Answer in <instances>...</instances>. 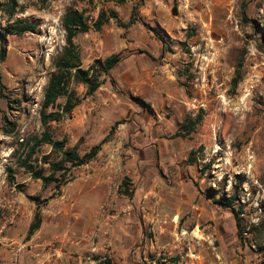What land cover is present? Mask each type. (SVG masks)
Returning a JSON list of instances; mask_svg holds the SVG:
<instances>
[{
	"label": "rangeland",
	"instance_id": "1",
	"mask_svg": "<svg viewBox=\"0 0 264 264\" xmlns=\"http://www.w3.org/2000/svg\"><path fill=\"white\" fill-rule=\"evenodd\" d=\"M16 1L20 8L13 22L25 20L38 28L10 36L6 59L0 62L2 239L12 226L3 217L10 198L27 191L49 200L44 210L56 197L55 184L44 188L41 181H29L32 175L22 161L45 131L41 109L67 47L65 16L83 12L93 24L101 11L116 10L128 22L132 7L128 0ZM166 8L139 29H122L111 20L102 32L92 30L77 38L84 68L114 54L126 59L102 76L104 83L94 96L72 81L82 103L71 116L50 123L54 138L65 141L69 150L85 154L101 145L97 162L68 172V179L88 176L103 165L113 174L109 200L92 212V225L85 231L78 228L82 236L74 240L70 264L112 255L125 261L130 257L128 264H133L131 256L140 264L173 257L179 264H264L250 233L251 225L264 216V0H173ZM7 23L0 15V25ZM154 33L169 46L164 56ZM139 50L150 51L162 64L155 74L157 90L149 98L140 97L128 71L132 63H126L133 53H142ZM242 55L243 80L235 91L232 79ZM135 98L151 104L153 111H146ZM65 102V97L59 100ZM200 113L203 119L194 133L172 138L184 121ZM44 155L59 158L48 145L36 157ZM29 164L50 172L41 162ZM240 174L246 177L241 185ZM125 179L132 196L121 194L127 189L122 185ZM240 209L245 242L235 220ZM19 240L0 241V264L32 263L33 255L49 250L52 254L60 245L51 242L37 251L34 244L26 245V236Z\"/></svg>",
	"mask_w": 264,
	"mask_h": 264
},
{
	"label": "trees",
	"instance_id": "2",
	"mask_svg": "<svg viewBox=\"0 0 264 264\" xmlns=\"http://www.w3.org/2000/svg\"><path fill=\"white\" fill-rule=\"evenodd\" d=\"M141 2L142 0L139 1V3ZM139 3L133 7L128 22L121 20L115 11H111L110 13L101 11L93 24L86 20L83 12H70L65 16L64 27L67 33V47L65 48L63 57L57 63L58 73L51 79L49 86L46 89L41 109V121L45 127V131L40 138L33 140L25 160L22 161L23 167L31 173L33 179L41 180L44 187L55 184V191H60L63 186L71 181L67 178L68 172L71 173V171L91 163L97 158L101 151V145L94 146L85 154H81L74 149L69 150L66 148V142L55 139L51 132L50 123H59L63 121L66 116H71L74 110L82 103V100L72 90L71 82L73 81L74 83L85 85L87 87V96H94L104 83L101 79L102 76L104 74L108 75L110 71L123 60V57L120 54H114L106 58L103 62L97 61V64L93 63L88 69H85L83 67V58L79 51L76 38L81 34H88L92 30L102 32L103 27L109 24L111 20H115L117 25L122 29H130L137 22L142 21L138 10ZM19 8V3L16 0H7L5 2L0 0V15L6 17L8 22L5 27L0 25V43L2 44V47L0 48V62H4L6 59V43L10 36H23L35 32L38 28L36 24L26 22L25 20H16L13 22ZM154 37L162 43V56L166 55L169 50L167 42L157 33H154ZM139 51L151 56L147 50ZM244 61V55H242L238 63L236 75L232 79V88L235 91L243 80L242 67ZM2 87L3 84L0 74V94ZM63 97L66 98L64 105L59 104V100ZM134 100L138 105L144 107L146 111L150 113L153 111L151 104L138 98H135ZM202 119L203 117L200 113L197 118H191L184 121L172 138L189 137L196 131L197 126L202 122ZM44 145L50 146L55 153L59 154V158L53 160L49 155H44L40 159L37 158V153ZM194 153V151H191L190 153L189 163L191 165L196 162L195 158H193ZM32 161L48 165L50 171L49 174H47L44 168L36 170L32 164H29V162ZM59 173H61V175H59ZM245 179V175L240 174L239 185H241ZM261 182L264 184V179H261ZM122 185L127 189L125 191L122 190L121 193L132 196V192L128 188L130 184L127 179L123 180ZM29 199L36 204L37 208L34 221L27 235V240H29L40 228L42 206L49 201H41V198L38 196H29ZM236 199L237 192L233 195L232 200L234 201ZM233 201L229 202L227 205L232 206ZM242 213V209L238 210L235 215V220L238 229V236L242 242H245L246 238L244 237L245 233L243 219L241 217ZM250 233L252 235V242L256 245L258 252L264 255V216L260 218L257 224L251 225ZM95 259L98 261V264H113L112 258L109 257L96 256ZM179 262L180 259L178 257L170 258V260L166 258L157 260V264H179Z\"/></svg>",
	"mask_w": 264,
	"mask_h": 264
},
{
	"label": "crops",
	"instance_id": "3",
	"mask_svg": "<svg viewBox=\"0 0 264 264\" xmlns=\"http://www.w3.org/2000/svg\"><path fill=\"white\" fill-rule=\"evenodd\" d=\"M139 1L140 0L127 1V3L129 2L132 6L128 15L129 19L133 7L137 5ZM172 1L173 0H142L138 5L139 15L142 21L137 22L131 28L139 29V25L144 24V22H149L156 18L158 19L161 13L167 9L166 7L168 6V3ZM152 55L155 56V53H152ZM125 59L123 58V60ZM129 59L130 60L126 63L128 65L129 63H132V67H130L128 71L133 75L140 97L149 98L148 96H153L157 90L155 74L158 67H162V64H157L160 60L157 61L146 53L136 54V52L133 53ZM123 60L119 64H121ZM151 145L153 146V144H150L149 146ZM100 153L97 156L98 159L101 157ZM97 158L91 163L75 170L92 166L97 162ZM150 159L151 158H148L147 160L150 162ZM145 160L146 159H140L139 161L144 162ZM111 171L109 165H103L98 172L85 177H78L74 181H70L63 186L60 191L53 190L52 193H56V197H52V200L49 202L51 207L44 208V210L42 208L41 226L34 235L26 241V245L34 244L38 251L40 248V250H42V247L48 243L58 242L60 244L58 250H52L53 254L55 256L57 255L56 258H52L54 264H70L74 240L76 238H81L82 236V234H80L81 232L77 234L78 228L82 227L83 231H85L88 225H92V212L100 209V207L110 198L112 192L109 188L113 178ZM31 180L38 182L41 181L33 179L32 176L29 178V181ZM29 196H33V194H30L27 191L17 193V198L20 203L18 214L10 221V225H12L9 230L10 234L7 238L3 239L0 234V241H4L6 244H13L18 243L20 238L27 237L29 229L34 221L37 208L36 204L29 199ZM77 210L82 211V215L79 214L78 216L76 213ZM50 255L51 254L47 251H41L38 254L33 255L32 263L28 262V264H40L42 261L41 259L49 260ZM117 259H119L120 262ZM112 260L113 264H128L130 257L129 260L126 259L125 261L123 258H118V256L112 255ZM131 260L133 261V264H140L139 260H135L132 256ZM81 264L87 263L81 262ZM89 264H98V261L94 258V261Z\"/></svg>",
	"mask_w": 264,
	"mask_h": 264
},
{
	"label": "built area",
	"instance_id": "4",
	"mask_svg": "<svg viewBox=\"0 0 264 264\" xmlns=\"http://www.w3.org/2000/svg\"><path fill=\"white\" fill-rule=\"evenodd\" d=\"M18 200L16 197L10 198L9 202L7 203V211L5 214H3V217L5 218L6 223H11L10 221L15 218L18 214ZM51 251V250H50ZM49 251V252H50ZM51 254V253H50ZM53 253L49 256V260H43L40 262V264H52L53 261Z\"/></svg>",
	"mask_w": 264,
	"mask_h": 264
}]
</instances>
